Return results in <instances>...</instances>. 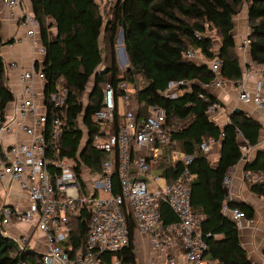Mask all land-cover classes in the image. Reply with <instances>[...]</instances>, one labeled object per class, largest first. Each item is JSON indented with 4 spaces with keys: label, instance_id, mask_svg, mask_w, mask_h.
<instances>
[{
    "label": "built area",
    "instance_id": "2783aa9c",
    "mask_svg": "<svg viewBox=\"0 0 264 264\" xmlns=\"http://www.w3.org/2000/svg\"><path fill=\"white\" fill-rule=\"evenodd\" d=\"M98 1L111 3L112 0ZM1 3L6 9L20 11L18 21L25 29L24 37L17 36L6 43L10 53L13 54L16 45L26 43L31 57V63L26 66L3 50L5 44L0 47L8 86L13 93V99L0 109V211L6 233L13 237L21 252H37L33 243L35 233L41 232L44 249L37 252L41 264H132L124 263L117 255L111 260L104 256L132 246L136 259L141 251L138 237L141 235L148 238L150 246L141 264H210L206 240L210 233L202 231L205 214L195 211L191 201L195 177L189 165L193 156L172 151L171 160L183 167L172 182L153 172L161 152L173 145V128L166 126L165 111L151 105L148 114H142L137 100L133 107L132 88L124 75H119L115 83L109 74L102 106L93 117L100 129L93 134L92 144L106 154L101 171L65 154V136L73 129H87L81 117L70 122L67 116L69 89L65 80L62 77L51 80L45 70L47 49L41 40L40 21L29 0H1ZM250 45L247 34L238 46L244 58L250 52ZM198 53L189 49L184 56L195 59ZM120 56L125 70L128 57L122 51ZM221 65L222 59L216 54L209 64L216 74L212 85L225 83L220 77ZM260 74L262 79L254 90L245 86L243 78L239 81L238 99L264 109L263 69ZM182 84L183 81L173 82L162 94L176 98ZM220 109L217 102H212L208 113L213 117ZM241 141L242 159L247 160L254 147L243 138ZM217 143L218 140L210 138L200 147L210 152ZM145 149L154 153L152 160L143 154ZM114 174L119 183L117 193H114ZM95 175H99L98 180ZM244 177L252 183H264V173L246 172ZM14 184L27 195L28 209L6 203L5 196ZM224 186L223 213L238 230L258 229L254 218L231 206L234 202L231 171L224 177ZM164 207L175 215V222H167L163 217ZM127 215H131L135 225L133 237ZM78 219L87 222L88 230L85 243L74 248L71 241L74 222ZM21 224L31 225L32 231L9 233V227Z\"/></svg>",
    "mask_w": 264,
    "mask_h": 264
},
{
    "label": "trees",
    "instance_id": "16d2710c",
    "mask_svg": "<svg viewBox=\"0 0 264 264\" xmlns=\"http://www.w3.org/2000/svg\"><path fill=\"white\" fill-rule=\"evenodd\" d=\"M29 2L40 21V36L47 49L45 70L51 80L60 77L65 80L69 89L67 116L70 122L81 117L87 129L70 131L64 138L63 152L101 171L106 154L92 144L93 134L100 129L93 117L102 106L109 74L115 83L119 81L115 44L118 32L122 30L129 62L124 78L141 107L140 112L148 114L147 108L151 105L161 108L166 114V126L173 128L174 143L165 149L167 154L159 164L164 177L172 182L183 169L181 164L171 160L173 150L192 155L189 169L195 179L191 201L195 211L205 214L202 231L210 233L206 237L210 256L217 264H254L241 245L238 228L223 213L222 205L226 198L224 177L243 158L241 138L257 147L263 126L245 112H233L230 121L220 127L208 113L209 104L217 99L206 89L216 74L208 65H199L194 59L186 58L184 53L193 49L210 60L217 54L222 59L220 77L234 83L242 80L243 66L236 51L234 18L247 5L250 57L264 70V0H117L107 16L98 0ZM52 26H55L56 35L50 40ZM211 32L218 41L216 54ZM103 33L105 52L101 45ZM6 43L0 33V47ZM104 62L107 64L103 65ZM138 75L144 79L142 86L138 85ZM179 81L183 84L178 88L176 98L162 94L171 83ZM85 93H88L86 103L81 99ZM12 99L6 64L0 55V109ZM210 138L221 144L215 167L209 161L208 152L200 147ZM245 172L264 173V148L253 161L245 163ZM113 178L114 193H117V175ZM245 181L251 192L264 198V183H252L246 178ZM231 206L240 208L249 218L255 215V209L246 203L234 201ZM162 214L167 222L177 220L168 207L163 208ZM127 219L133 237L135 225L131 215H127ZM74 227L71 243L78 248L86 241L88 225L78 219ZM6 231L0 211V264H41L39 253L23 254ZM217 235L221 237L217 238ZM116 255L124 263L136 262L132 246L104 257L111 260Z\"/></svg>",
    "mask_w": 264,
    "mask_h": 264
},
{
    "label": "crops",
    "instance_id": "0c3cea01",
    "mask_svg": "<svg viewBox=\"0 0 264 264\" xmlns=\"http://www.w3.org/2000/svg\"><path fill=\"white\" fill-rule=\"evenodd\" d=\"M20 11L15 9L13 11L6 9L3 7L1 0H0V22H1V37L4 42H10L14 37H24L25 36V29L21 27L18 17ZM235 22V41H236V51L238 50L239 44L244 39V36L248 32V6L245 5L240 14H238L234 18ZM56 30L55 26H52L49 29V38L53 40L55 35L52 33ZM3 50L6 51L7 54H10L11 58L14 57L18 59L20 62L24 63V65H28L31 63V57L29 55V48L26 43H20L15 46L13 54L10 53L7 44L4 45ZM240 55V61L243 66V82L245 86L250 89H256L258 82L262 79L260 74V70L263 69L261 66L257 65L251 60L250 52L245 56H242L240 51L238 50ZM194 62L198 63L199 65H208L210 64V59H207L204 55L200 52L198 53L197 57L194 59ZM16 75V74H15ZM13 84L16 83L17 77L14 76ZM239 83V82H238ZM234 82H229L225 80V83L222 86H215L209 84L206 86V89L209 93H211L216 99L217 103L221 106V109L218 111L216 115L212 117V119L220 126L224 127L229 121L231 114L234 112L236 108H240L243 112L247 113L248 116L254 118L258 122L261 123L263 126L260 145L254 147L249 159L244 160L242 159L234 168L231 170L232 175V192L234 196V201L243 202L255 209L254 219L258 224V229L254 230L251 228H246L243 230H239V236L242 247L247 251L249 259L254 264H264V198L258 196L250 191L249 187L245 181V163L247 161H253L258 153L259 150L264 148V109H261L255 106L252 103H244L238 99L239 95V84ZM17 91L19 89H16ZM174 143V142H173ZM220 142L214 145L210 152H208V158L213 167L217 166L220 158ZM143 152V151H142ZM145 154V153H143ZM167 154V150H163L159 157L156 159V162L153 166L154 174H162L163 169L159 167V164L163 161ZM148 159L152 160L153 156L149 154H145ZM9 195L5 196L6 203L12 206H17L21 210H26L29 208V201L27 195L22 193L18 187V185L14 184L10 188ZM9 233L14 235L21 232H31L32 226L29 224H21L17 227H9ZM38 236H37V235ZM139 237V246L141 251L138 253L136 261L138 264L147 257L148 252L150 250L148 238ZM220 238V236H216ZM44 235L41 232L35 233V242L33 243V250L40 252L44 249L42 244ZM208 258L212 260L215 264L217 261L214 260L210 254Z\"/></svg>",
    "mask_w": 264,
    "mask_h": 264
},
{
    "label": "rangeland",
    "instance_id": "374dc122",
    "mask_svg": "<svg viewBox=\"0 0 264 264\" xmlns=\"http://www.w3.org/2000/svg\"><path fill=\"white\" fill-rule=\"evenodd\" d=\"M103 1V0H102ZM116 1L117 0H112L111 1V3L109 2H107V3H104V1L101 3V8H103V14L104 15H109V12H110V10H111V8L115 5V3H116ZM247 26H248V22H247ZM248 31H249V29H248ZM247 34H248V32H247ZM246 34V35H247ZM53 35H55V32L54 33H52V38H53ZM210 35H212V37H213V39H215V50H214V52H215V54L218 52L217 51V44H218V41L216 40V35H215V33L213 32H211L210 33ZM245 35V36H246ZM104 36H105V33H103L102 35H101V45H102V48H103V51L105 52V48H104V42H105V38H104ZM244 36V37H245ZM121 37H123V32H122V30H119V32H118V35H117V40H116V44H115V55H116V61H117V66L119 67V70H120V75H125L124 74V72H125V70H123V67H122V65L120 64L121 63V51L125 54L126 53V50H124L123 48H125V46H124V41L123 40H121ZM243 41V40H242ZM120 47V48H119ZM122 47V48H121ZM127 55V54H126ZM107 63L106 62H104L103 63V65H106ZM102 65V66H103ZM128 66H129V62L127 63V65H126V68H128ZM105 67V66H104ZM103 67V68H104ZM101 68V67H100ZM99 68V69H100ZM99 71V70H98ZM93 79H94V77H92V82H91V84H93ZM136 79H137V81H138V85L139 86H142L143 85V83H144V79L140 76V75H138V76H136ZM87 96H88V93H85L82 97H81V99L84 101V103H86V100H87ZM136 106V98H134V101H133V107H135ZM120 111H121V113H123V111H124V108H123V105L121 104L120 105ZM177 126V124L175 125V127ZM138 149V148H137ZM143 153H147V154H149V155H153L154 153L152 152V151H150V150H147V149H145V150H143ZM95 179L96 180H98L99 179V175H95ZM159 182H161V181H159ZM100 195H102L101 193H100ZM37 235V234H36ZM38 236V235H37ZM210 264H214L213 263V261H211L210 262Z\"/></svg>",
    "mask_w": 264,
    "mask_h": 264
},
{
    "label": "water",
    "instance_id": "95a60500",
    "mask_svg": "<svg viewBox=\"0 0 264 264\" xmlns=\"http://www.w3.org/2000/svg\"><path fill=\"white\" fill-rule=\"evenodd\" d=\"M121 40H123V37H121ZM90 94H91V93H90ZM234 112L241 113V112H243V110L240 109V108H236V109L234 110Z\"/></svg>",
    "mask_w": 264,
    "mask_h": 264
}]
</instances>
